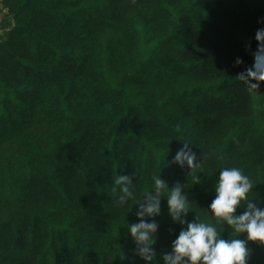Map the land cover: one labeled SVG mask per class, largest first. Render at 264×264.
<instances>
[{
	"label": "trees",
	"instance_id": "obj_1",
	"mask_svg": "<svg viewBox=\"0 0 264 264\" xmlns=\"http://www.w3.org/2000/svg\"><path fill=\"white\" fill-rule=\"evenodd\" d=\"M3 9L0 264H144L127 224L154 171L180 183L189 221L213 222L225 166L253 179L264 207V82L238 78L254 62L264 0H0ZM185 142L196 176L171 163ZM117 175L135 185L127 208ZM155 219L158 262L181 226L166 197ZM248 247V264H264V245Z\"/></svg>",
	"mask_w": 264,
	"mask_h": 264
},
{
	"label": "clouds",
	"instance_id": "obj_2",
	"mask_svg": "<svg viewBox=\"0 0 264 264\" xmlns=\"http://www.w3.org/2000/svg\"><path fill=\"white\" fill-rule=\"evenodd\" d=\"M254 38L258 42L256 51L252 53L254 62L239 73L238 78L249 89L256 90L259 82H264V28H258ZM242 63L243 60L237 58L236 64ZM171 163L181 168L186 166L195 176L202 171V165L188 142L176 150ZM255 185L253 179L239 167L220 168L214 186L215 198L209 205L213 222L203 220L200 215L189 221L187 215L191 204L180 183L169 188L160 171H154L150 189L143 193V199L134 203L139 205L135 212L137 222L127 224L135 245L133 257L144 264H248L249 242L264 245V207L259 206L261 201L253 192ZM134 189L131 176L117 175L114 178L112 190L118 192L116 203L119 207L127 208L130 202L136 201ZM162 197H166L167 212L172 222L181 228L171 242L170 251L159 254L157 262L155 245L159 224L155 218L161 215ZM238 208L243 211L237 213ZM225 226L230 229L229 239L222 237ZM241 234L246 235L240 238Z\"/></svg>",
	"mask_w": 264,
	"mask_h": 264
},
{
	"label": "rangeland",
	"instance_id": "obj_3",
	"mask_svg": "<svg viewBox=\"0 0 264 264\" xmlns=\"http://www.w3.org/2000/svg\"><path fill=\"white\" fill-rule=\"evenodd\" d=\"M12 23V17L6 12L5 9L0 11V37L4 30Z\"/></svg>",
	"mask_w": 264,
	"mask_h": 264
}]
</instances>
